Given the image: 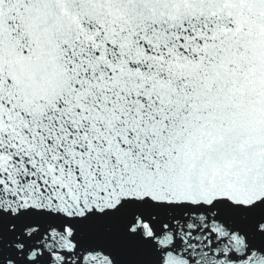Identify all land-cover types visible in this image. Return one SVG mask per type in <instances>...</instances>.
Instances as JSON below:
<instances>
[{
    "label": "snow or ice",
    "instance_id": "snow-or-ice-1",
    "mask_svg": "<svg viewBox=\"0 0 264 264\" xmlns=\"http://www.w3.org/2000/svg\"><path fill=\"white\" fill-rule=\"evenodd\" d=\"M0 264H264V0H0Z\"/></svg>",
    "mask_w": 264,
    "mask_h": 264
}]
</instances>
